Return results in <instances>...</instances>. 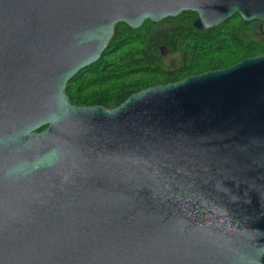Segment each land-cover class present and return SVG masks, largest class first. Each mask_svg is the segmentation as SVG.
<instances>
[{"label":"water","instance_id":"water-1","mask_svg":"<svg viewBox=\"0 0 264 264\" xmlns=\"http://www.w3.org/2000/svg\"><path fill=\"white\" fill-rule=\"evenodd\" d=\"M185 11L264 34V0H0V264H264V54L114 108L66 91L119 23Z\"/></svg>","mask_w":264,"mask_h":264},{"label":"trees","instance_id":"trees-1","mask_svg":"<svg viewBox=\"0 0 264 264\" xmlns=\"http://www.w3.org/2000/svg\"><path fill=\"white\" fill-rule=\"evenodd\" d=\"M196 15L185 11L161 22L149 19L137 29L119 23L100 60L68 83L72 102L114 108L149 86L177 82L264 54V42L253 21L237 14L219 26L199 30L194 26Z\"/></svg>","mask_w":264,"mask_h":264},{"label":"flooded vegetation","instance_id":"flooded-vegetation-1","mask_svg":"<svg viewBox=\"0 0 264 264\" xmlns=\"http://www.w3.org/2000/svg\"><path fill=\"white\" fill-rule=\"evenodd\" d=\"M251 21H253L254 23L258 24L257 36H258L259 40H262L264 42V34L260 30L261 20L254 19V20H251Z\"/></svg>","mask_w":264,"mask_h":264},{"label":"rangeland","instance_id":"rangeland-1","mask_svg":"<svg viewBox=\"0 0 264 264\" xmlns=\"http://www.w3.org/2000/svg\"><path fill=\"white\" fill-rule=\"evenodd\" d=\"M254 27H255V29L257 30V29H258V24L255 23V24H254Z\"/></svg>","mask_w":264,"mask_h":264}]
</instances>
